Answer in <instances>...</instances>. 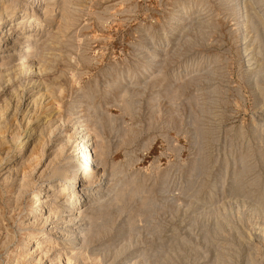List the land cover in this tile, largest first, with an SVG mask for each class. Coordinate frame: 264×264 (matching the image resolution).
<instances>
[{
	"label": "rangeland",
	"instance_id": "obj_1",
	"mask_svg": "<svg viewBox=\"0 0 264 264\" xmlns=\"http://www.w3.org/2000/svg\"><path fill=\"white\" fill-rule=\"evenodd\" d=\"M7 5L0 264L66 263L65 254L23 262L16 253L42 227L27 223L32 192L53 173L73 176L83 134L104 176L95 203L78 210L92 238L76 242L84 253L71 264H264V0H0ZM31 17L38 23L22 22ZM39 134V159L25 172ZM68 142L74 150L49 165Z\"/></svg>",
	"mask_w": 264,
	"mask_h": 264
},
{
	"label": "bare ground",
	"instance_id": "obj_2",
	"mask_svg": "<svg viewBox=\"0 0 264 264\" xmlns=\"http://www.w3.org/2000/svg\"><path fill=\"white\" fill-rule=\"evenodd\" d=\"M53 1L56 2L57 0H53ZM185 8H186L185 6L179 7L178 13L183 12ZM13 9H14V7L11 5L10 6H8V5L7 6H0V39L4 38L5 43H7V41H9V39H10L9 35H11L9 32L11 29H8V25H9V21H10V10H13ZM11 12L14 13L13 11H11ZM176 17H177V15H175L172 18V21L169 23L170 24L169 30L176 27V24L179 21V20H177ZM254 18H256V17L254 16ZM26 21H27V23H29V25H34L35 23H38V20L35 17L28 18L26 20H23L22 22H26ZM250 23H251V21H250ZM254 23H256V22H254ZM251 29H254V28H251ZM3 30H5V31L3 32ZM2 32L6 35L2 36V34H1ZM29 38H31V39L27 44L32 43L33 47L31 48V50L35 49L37 40L32 39L33 36H31V37L29 36ZM258 40H260V39H258ZM1 42L2 41L0 40V43ZM2 48H3V45H0V49H2ZM33 53L36 54V51H34ZM257 124L258 123H256L255 120H253V125L256 126ZM258 125H259L257 127L258 129H260V130L264 129V123L258 124ZM81 132H83V131H81ZM40 135L41 134H39V137H37V139H38L37 144L34 145V148L32 149V152L30 153L31 158L29 159V162L26 165V167H24V171L26 170V168L33 165V162L35 163L39 159V148L43 147V143L41 141V138H43V137H40ZM80 137H82V139L79 140L78 146H76L77 148H75V156H74L73 160L68 162V164L70 165L69 166L70 169H73V171L75 172V173H73V176H70V175L66 176V175L62 174L59 177V173L58 174L53 173V175L48 176L44 181H42V183L39 186H36L35 191L32 192V195H31L30 200H29L30 201V211H29L30 214L26 215V216H30L27 223H39L40 222L42 224V227L39 231L32 232L30 235H27L26 233L23 234L22 244H21V248H20L21 250L16 253V254H19L20 252H22L21 256L17 255V256H19V257H17L18 260L23 261L27 257H30L34 254H41L40 258L37 261V262H40L42 260V257H44V255L47 256L48 253L52 252L53 254L57 253L55 256H61L63 254L66 255V263L61 262L60 264H71L72 259L78 258L79 256L83 255V253H84L82 245L80 247L77 245L76 242H78V241L80 242L82 240L86 241V239H88V241H89V239L92 238V235L88 233L89 231L91 232L92 230L87 231V226H86V228L84 227L85 229H82V228L80 229V226L86 225V222H84L86 215L83 218L82 211H78V210H79V208L83 207V205L85 204L84 203L85 201H89L90 199H91L90 200L91 202L96 201L97 196L94 194L102 191L98 187L102 184L101 181H102L104 175L103 176L97 175L98 170H99V167H98L99 162L97 163V160L94 158V153L92 152L93 143H92L91 138L89 136H87V134H83ZM73 146L74 145H69V142H68V144L59 146V149H57V150L55 149L54 151H52L53 158L50 160L49 163L48 162L47 163L49 165H51L52 163H56L57 161H59L62 158V155L64 154V150H66L67 148L74 150ZM73 155H74V153H73ZM97 155H99V152ZM92 176H94V177L96 176V177L94 178ZM92 178H94V179H92ZM83 179L86 180L87 182H89V184L85 185V182H84L83 184H80V185H83V187H80V185H79L78 187H80V189L79 188L77 189L76 188L77 184H75V183L78 180L80 182H83ZM26 183H23V187L28 185V183L27 184ZM70 184H74L75 187H74V185L70 186ZM70 187H72V188H70ZM50 191L55 192V194H56L55 197L50 198V196H51ZM91 204H93V203H91ZM92 206H96V205H92ZM97 206H98V204H97ZM86 219H88V218L86 217ZM79 223H81V224H79ZM93 223H96V222H93ZM51 224H54V226L49 228V226ZM91 225H93V224L91 223ZM34 226L36 227V225H34ZM88 227H89V225H88ZM90 228H91V226H90ZM24 230H26V229H24ZM74 230H79V231L72 233ZM55 234H57V236L59 237L58 238L59 243H57V244L54 243L55 241L54 242L48 241V240L54 239ZM89 235H91V237ZM29 245H32L31 248H28ZM58 246H63L62 247L63 252H61V250L58 251V249H57ZM72 251H76V253L74 255L70 256L69 253ZM28 259H31V258H28ZM34 259L37 260V258H34ZM15 264H17V263H15ZM22 264H24V263H22ZM31 264H37V263L34 262Z\"/></svg>",
	"mask_w": 264,
	"mask_h": 264
}]
</instances>
